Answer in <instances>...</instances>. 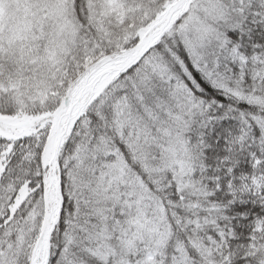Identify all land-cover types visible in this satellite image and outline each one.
Listing matches in <instances>:
<instances>
[{"label":"snow or ice","instance_id":"snow-or-ice-1","mask_svg":"<svg viewBox=\"0 0 264 264\" xmlns=\"http://www.w3.org/2000/svg\"><path fill=\"white\" fill-rule=\"evenodd\" d=\"M0 264H264V0H0Z\"/></svg>","mask_w":264,"mask_h":264}]
</instances>
